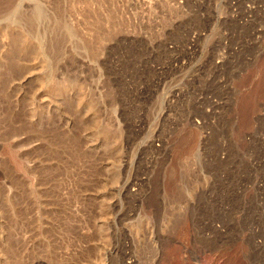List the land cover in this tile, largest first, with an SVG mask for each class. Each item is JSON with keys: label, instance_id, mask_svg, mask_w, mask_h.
<instances>
[{"label": "rangeland", "instance_id": "rangeland-1", "mask_svg": "<svg viewBox=\"0 0 264 264\" xmlns=\"http://www.w3.org/2000/svg\"><path fill=\"white\" fill-rule=\"evenodd\" d=\"M0 264H264V0H0Z\"/></svg>", "mask_w": 264, "mask_h": 264}, {"label": "bare ground", "instance_id": "bare-ground-1", "mask_svg": "<svg viewBox=\"0 0 264 264\" xmlns=\"http://www.w3.org/2000/svg\"><path fill=\"white\" fill-rule=\"evenodd\" d=\"M34 10H35V8H34ZM32 11V10H31Z\"/></svg>", "mask_w": 264, "mask_h": 264}]
</instances>
